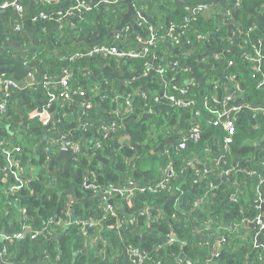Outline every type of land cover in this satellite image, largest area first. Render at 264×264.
Returning <instances> with one entry per match:
<instances>
[{
  "label": "crops",
  "instance_id": "crops-1",
  "mask_svg": "<svg viewBox=\"0 0 264 264\" xmlns=\"http://www.w3.org/2000/svg\"><path fill=\"white\" fill-rule=\"evenodd\" d=\"M5 1L10 0H0V2ZM16 1L19 3V0ZM35 1L42 4L47 10L34 14L27 23L22 20L18 23L15 20L19 14L15 6L0 10V68L4 69L1 75L11 77L19 84L27 81L28 71L31 67L29 59L38 50L35 41L40 42V39H42L40 47L43 49L41 51L46 57H58L68 61L75 57H90L91 65L90 68L66 69L54 77H46L49 79V84L46 87L48 91H59L63 88L62 79L68 78L67 87L69 90L75 91L80 88L85 92L83 97L73 95L68 102L58 99L47 106V92H43L42 89L37 90L38 83L23 89L13 90L10 93L7 103H9L11 95L16 93L15 100L11 101V105L18 112L19 121L12 128L0 116V131L7 133V135L0 133V141H6L8 146L19 147L20 145L16 144L15 137H17L18 140L25 138V142L29 144L31 142L28 139L30 135L29 120L37 119L40 121L37 112L44 107L49 109V124L53 126L51 131L42 132L39 142L33 146V151L28 160L22 163L20 153L18 154V167L10 164L0 150V264H62L60 249L57 243L52 241H57L60 234L73 225L77 226L84 236V239L79 238L80 252L86 253L88 251V257L95 253V256L102 257L101 261L104 264H115L118 256L123 255L133 264H143L149 252H145L139 246L133 248L136 250L133 251L132 247H126L121 243L114 248H109L111 243L110 241L108 243L105 235L111 231L119 234L120 229L124 228L130 220L132 221V218L138 213L137 211L130 213V209H128V203L130 204V201H133V197H136L135 195L138 193L120 192L123 191L121 186L126 181L133 179L137 185H147L166 174L172 175L171 173L177 174L179 184H188L191 178L192 183L199 184L205 188L207 193L210 192L211 188L225 184L229 187L228 198L236 202H239L241 187L248 185V188L249 182L254 181L256 191L252 192V199L247 200L250 201L251 206L258 209V212L253 218L245 217L243 220L242 229H244L246 237L251 243V249L243 256L242 264H254L256 259L264 264V160L260 159L258 155V157L254 155L253 159L249 160V165L238 168L237 161H225L224 154L226 151L218 145L219 151L216 158L206 161L195 154L188 157L181 170L174 172L171 159L168 157V149L174 145L177 135L171 129L167 131L165 128L159 127L156 122L158 117L168 111L171 106L170 102L163 99V95L166 93L163 77L154 69L146 73L144 66L137 62L135 57H118L109 54L105 56L104 54L102 60H94V54L100 52L93 51L88 54L94 46L100 44L114 45L122 51L142 49L143 45L141 47L140 43L153 35V31L157 36H161L163 29H169L171 25L169 17L172 12L189 8L192 1L170 0L168 3L164 1L158 3L154 8H149V14H147L148 7L136 6L138 0ZM207 3L218 13L215 29L209 34H203V38L198 40L196 38H182L184 31L179 28L175 32L180 38L177 43L172 42L171 39L163 42L156 39L158 55L164 59H175L177 63L180 62L178 69L180 68L182 71L183 81L190 85H198L202 95L206 93L207 87L208 89L211 88L208 86L211 83L215 89L212 95L219 97L222 92L225 93L224 96L235 94L236 102H242L241 84L237 78L232 79L228 75L226 62L235 47H248L251 50L264 48V0H259L251 6L242 23L235 20L234 11L232 12L234 14L226 15L225 13L234 7L231 0H208ZM77 4H83L85 8L72 13L71 9ZM87 13L90 14L88 23L96 28V33L90 37L81 34L69 43L63 41L61 45L57 44L56 39L64 35L63 27L69 25L70 28H75L76 23L85 18ZM40 14L45 16L42 17ZM60 14L66 15L62 17L61 21L57 17ZM148 22L152 26V28L149 27V34L142 37L137 31H132L134 40L131 39L129 49H122L123 44L128 40L129 28L141 32V26ZM79 53L83 55L76 56ZM259 54L264 57V51ZM249 56L254 60L252 53ZM255 63L254 72L259 73L260 76L257 85L264 89V66H262V62ZM147 80L157 82L159 84L158 90L149 91ZM205 83L207 85H204ZM126 86L131 87L132 93H123V88ZM236 86H238V90H236ZM137 95H140L144 104L147 105L143 108V112L135 114L130 110V107ZM127 98L130 101L129 106L125 105ZM2 99L3 91L0 88V103ZM87 99L94 100L97 105L103 103L99 111H103L109 119L107 121L102 120L98 124L115 123L117 126L115 130L121 129L117 147L119 149L125 148L128 153L124 159L125 174L119 175L120 178L115 183L109 181L106 175L100 181L98 175L89 169L86 170L81 181L77 184L72 180L77 170L75 160L83 155H89V153L84 154L83 151L87 150L86 147L94 144L97 140L95 138L83 137L85 145L78 151L68 149L70 153L76 154V158L70 159V165L75 171L73 175L69 169L63 167V159L59 161L51 159L59 153V151L53 150L54 147L51 146V142L55 139L66 137L67 142L79 140V147H81L84 139L76 138V135L85 134L86 127L89 125L84 110ZM67 104H76L78 112L75 114L62 112L63 107ZM5 110H0V115ZM249 114L252 120V132L256 137L247 141L250 142L255 151L264 152V124L255 119L257 116L264 118V114ZM192 120L199 123L195 116L192 117ZM74 125L76 126L71 127ZM138 127H143L146 131V136L142 140L132 137L133 134L135 135L134 129ZM46 144L52 149L50 153L48 152V157L45 158L42 165L32 164L31 159L37 158L35 155L38 154L41 146L43 145V148ZM255 153L253 152V154ZM107 160H110L108 156ZM52 162L59 163L63 170L68 171V180L61 184L57 183L56 176L49 171ZM194 164L196 167L198 164L202 165L201 171L197 170L196 173L194 170L190 175L188 171ZM218 166L219 168L214 172V167ZM16 167L19 171L18 177L23 181L21 189L26 191V195H18L19 190L11 189L17 184V177L10 169ZM228 167L230 168L227 169ZM232 169L242 174V177L234 176V173L230 174ZM230 176L234 177L231 179ZM37 184L39 186L38 191L35 189ZM114 188L120 191L116 192L117 190ZM98 189L106 193L97 194ZM63 192L67 200L69 199L66 219L61 220L57 216L58 213L55 215L56 211H54L52 216L48 217L46 222L39 227L41 229H32L26 223L28 219L27 207L23 204L24 201L22 202L21 196H24L25 199L33 195L44 198L46 195L55 194V199L59 200ZM11 195H15V197L10 198ZM170 195V198L174 199L175 205L169 210L170 214H161L166 225L170 228L167 232H159L151 226L153 207H146L142 211L146 217V229L139 232V239L143 242L144 234L149 236L156 234L158 236L159 243L150 251V253L161 252V248H164V256L160 258L158 264H166V259H170L171 264H220V258L224 255H234L238 251V247L230 246L225 241L226 238L223 239V236L232 228L231 223H228L225 218L221 223L211 225L210 221L206 219L207 213L199 217L195 216V211L202 209L201 199H194L189 210L183 211L178 208V203L185 195L184 191L176 187L170 192ZM99 201L112 205L116 214L114 216L105 215L106 211L99 205ZM82 202L85 203L80 209L81 214L77 216L72 210L73 204ZM94 209L101 211L104 214L103 218L95 219L94 216L90 215L89 211ZM105 217L109 218L106 219ZM94 221H97L96 225H93ZM248 223L254 225L249 226ZM52 224L53 228L50 227ZM92 226L97 228L95 233L87 230ZM58 227L60 230L57 229ZM18 228L19 230H17ZM178 229L184 231L189 239H183ZM6 234H20L21 237L7 239ZM39 234H43L47 246L37 245L36 250L30 251L28 260L19 258L17 250L13 253L9 252L8 245L14 247L15 243L20 242L26 236L34 240ZM188 241L197 245L194 250V258L199 263L191 262L184 253ZM48 243H53L50 248ZM172 244L175 247V253L173 246L170 247ZM109 250L114 252H109ZM78 251L79 249L74 251V257L80 253Z\"/></svg>",
  "mask_w": 264,
  "mask_h": 264
},
{
  "label": "trees",
  "instance_id": "trees-1",
  "mask_svg": "<svg viewBox=\"0 0 264 264\" xmlns=\"http://www.w3.org/2000/svg\"><path fill=\"white\" fill-rule=\"evenodd\" d=\"M170 2V0H138L136 2V6L138 7H148L147 14L150 13L149 8H154L158 3ZM192 3L190 5H195L196 3L207 2L208 0H191ZM234 2L235 0H231ZM259 0H240V5L235 8V20L242 23L247 15V12L251 8V6L257 3ZM19 5L22 8L21 13L15 17L17 21H26L29 22V18H31L34 14H39L44 10H47L42 4L37 3L35 0H19ZM190 7V6H189ZM191 8H185L181 11H174L171 13L169 20L171 25L181 26L185 25L184 36L182 38H196L198 35L209 34L215 29V20L218 17V13L213 10L211 7L207 12L199 11L198 14L191 15ZM111 11V10H110ZM233 13V14H234ZM186 22L184 19L187 17ZM90 18V14L87 13L85 18L81 19L76 23L75 28H70L69 25L63 27V36L58 37L56 39L57 44H62L63 41L69 43L71 40H75L79 35H87L88 37L92 36L96 33V28L94 26L89 25L88 21ZM141 32L135 30L133 28H129L130 33L128 34V44L127 41L123 44L122 49H129L131 39L134 40V33L132 31H137V33L145 37L149 34V27L152 26L148 23H144L142 26ZM136 33V32H135ZM161 36H157L155 31H153V35L156 39H159L161 42L168 40L169 30L167 28L163 29ZM175 33V32H174ZM176 35V34H175ZM179 38V37H178ZM181 38V39H182ZM180 40V38H179ZM183 40V39H182ZM101 43V41H99ZM98 43V44H99ZM42 39L40 42L35 41V45L38 50L34 55L30 56V72L33 74L35 83H38L36 86L37 90L42 89L43 92H48L46 88V84L44 81L45 77H54L62 71L68 69L73 70L77 68H90L91 60L90 57H75L72 60L68 61L66 59L58 58V57H46L45 54L41 51ZM43 50V49H42ZM258 50H251L248 47H235L233 52L227 58L232 60V65L228 67L227 73L229 76H234L233 79L237 78L241 84L242 94H243V102L249 103L251 105H258L264 102V89L258 87V80L260 78L259 73L254 72L256 69V63L253 62L249 54H253L255 56V52ZM264 51V48L259 49V53ZM96 54V55H95ZM93 59L94 60H102L104 54L95 53ZM158 48L154 47L145 57H135L136 61L143 65L144 62H147L151 65L152 68H159L162 70V77L165 82L166 93L175 94V90L171 87L173 84L179 86H188V94L184 96H178L181 99H192L194 100V105H185L179 103H170L171 106L165 113H162L160 117L156 120L159 127L165 128L167 131L170 129L177 135V140L174 145L168 149V157L171 159L172 167L174 172H178L181 170L185 161L188 157L192 155H198L202 157L204 160L208 161L209 159L216 158L218 155V145L222 143V140L227 135L225 129L221 122H218V114L221 111V107L219 106L218 101H221L224 97L225 93L219 94L217 97L215 95V100L211 98V95L215 92L212 84H208L211 88L208 89L204 95L200 93L199 86L194 84L190 85L189 83H185L181 76V70L178 67H173L171 62H176L175 59H164L160 55H158ZM107 56V55H105ZM262 66H264V57L262 55ZM179 67H180V62ZM144 66V65H143ZM257 73V74H256ZM153 78V77H152ZM149 80V78H148ZM147 80V81H148ZM147 89L149 91L158 90L159 84L153 80L148 81ZM204 85H207L205 83ZM123 93H132L131 87L126 86L123 88ZM16 97V93L12 94L9 103H7L6 110L2 113L3 121L10 125V127H14L15 123L19 121V114L16 109L11 105V101H14ZM83 97V96H81ZM129 97V96H128ZM164 99V98H163ZM166 100V99H165ZM92 101V102H91ZM87 99L86 102L90 103L89 108H85L86 117L88 118L89 125L86 127V133L81 135H76L77 137L83 138H99L101 140L100 146L98 148L90 149L89 155H83L81 158L79 157L75 160L76 165V174L73 176L72 180L74 183H78L81 181V177L86 172V170H93L99 177L101 181L104 175L107 176L108 180L112 183L118 181L120 178L119 175H124V159L127 155L128 151L125 148L119 149L117 144L119 143V137L121 129L115 130L114 132H102L99 129V122L104 120L107 121L109 118L103 111H99L103 103L97 105L94 100ZM169 102V101H168ZM146 103L144 104L143 99L140 95H137L132 101L130 110L133 113L138 114L143 112L146 107ZM132 108V109H131ZM197 111L195 114L194 111ZM62 112L75 114L78 112V106L76 104H67L63 107ZM195 116L198 119V122L192 120V117ZM233 142L229 146V149L224 154V159L226 162L237 161L238 168L249 165V160H252L254 155L260 159L264 160V152H257L254 150V147L247 140L254 139L256 135L252 132V120L250 114L246 111H241L233 116ZM256 121L264 124V118H260L257 116ZM33 119L29 120L28 129L30 132L29 144L25 142V138L21 140L16 139V144L20 145V158L22 163L25 160H28V157L33 151V146L38 144L39 138L44 131H51L52 124L45 125L41 119ZM195 124L200 128V136L197 139H193L188 137L182 148L178 147V141L180 134L194 127ZM71 126V127H75ZM92 129V130H89ZM1 134L7 135V133ZM134 133L132 137H135L138 140H142L145 138L146 131L143 127H138L134 129ZM9 137V136H7ZM5 137V138H7ZM43 146V145H42ZM38 152L37 158H32V164L42 165L45 158L48 157V154L51 152L50 146L47 144ZM48 147L49 150H45V147ZM46 147V148H47ZM49 152V153H48ZM253 152H256L253 154ZM19 155H17L19 157ZM258 155V156H257ZM107 156L110 160H107ZM165 163L164 161H162ZM206 163V162H205ZM202 165L194 164L189 169L188 173L191 175L192 171L195 170L197 173L201 171ZM218 167H214V172ZM228 167L227 169H229ZM198 170V171H197ZM49 171L52 175L56 176L57 183H63L69 179V174L67 170H63L59 163L52 162L49 167ZM194 173V172H193ZM234 173L235 175H239L242 177V174H239L234 169L230 170V174ZM177 175V174H176ZM175 174L168 176L170 182V188H160L157 190H146L144 192L138 193L133 197V201L128 203L130 209V213L138 212L130 220L124 228L120 229V233H116L114 231L108 232L105 235L107 241L111 243L109 248H114L123 244L124 246L136 248L141 247L145 252H149L144 259L143 264H158L160 262V258L164 256V248H161V252L156 251L150 253L152 248L159 243V238L155 234H151L150 236L144 234L143 242L139 239V232L144 231L146 229V217L144 213H142L144 208L153 207V221L151 222V226L154 229H157L159 232H167L168 225L163 220V216L161 214H170L169 210L172 209L175 205L174 199L170 198V192H172L176 187L184 191L182 200L178 203V208L183 211L189 210L190 206L193 203L194 199H201L202 209L199 211H195V216L199 217L200 215H206V219L210 221L212 224H219L222 222L223 218L231 223L232 228L228 230V232L223 236L226 238V242L232 247H238V251L234 255H224L220 258V264H242L243 256L247 254V252L251 249V243L249 239L246 237V233L243 226V220L245 217L253 218L256 216L258 209L254 206L250 205V201L247 199H252V192L256 191V185L254 181L249 182L248 185H244L240 189L239 202L231 200L228 198L229 187L225 184H220L219 186L211 188L210 192L207 193L205 188L201 187L199 184L192 183V179L190 178V183L188 184H179V179ZM233 176V177H234ZM190 177V176H189ZM229 177V176H228ZM233 177L230 176L232 179ZM40 179V176H39ZM192 181V182H191ZM1 184V183H0ZM57 187V184H56ZM36 191L39 190V186L35 187ZM173 189V190H172ZM60 190V189H58ZM186 192V193H185ZM18 195H26V191L21 189L18 192ZM17 193H14L15 195ZM14 196H10V198H14ZM23 199V204L27 207V220L32 229H41V227L48 217H51L54 211H56L57 216L60 217L61 220H65L68 214L67 200L65 193L61 195L59 200L55 199V194L46 195L44 198H40L37 195H33L27 199L24 196H21ZM82 203L73 204L72 210L75 215L81 214V207H83ZM90 215L94 216L95 219L103 218L104 214L100 211L90 210ZM106 215V214H105ZM108 216V215H107ZM106 219L109 217H105ZM53 228V224L50 226ZM60 230V227L57 228ZM95 227L87 228L88 231H93L95 233ZM19 230V228L17 229ZM180 231V229H178ZM148 233V232H147ZM182 235L183 239L188 238L185 235L184 231L179 232ZM92 234V233H89ZM79 238L84 239V236L79 231L77 226H69L68 229L61 233L58 240H53L52 242H56L60 249V258L62 264H104L101 261L100 256H95V253L90 254L88 257V251L86 253H81V246ZM189 239V238H188ZM188 245L184 249V253L188 259H190L193 263H199L195 261L194 258V250L197 245H194L193 242L188 241ZM225 242V243H226ZM139 243V244H138ZM43 244V246H47L45 242V237L43 234H39L35 237V239H30L29 236H26L20 242L15 243L14 247L12 245H8L7 248L10 253H13L17 250V254L19 258L22 260H28L30 256V251L32 249L36 250L37 245ZM53 243H48L49 248ZM175 245V244H174ZM170 245V247H172ZM79 249L78 255L76 257L73 256L75 250ZM109 252H114L109 250ZM173 252L175 253V247L173 246ZM202 252V251H201ZM89 258V262H88ZM166 264H171L170 259H166ZM115 264H133L130 260L124 258L123 255L118 256V260ZM214 264V263H213ZM254 264H261L258 259L254 262Z\"/></svg>",
  "mask_w": 264,
  "mask_h": 264
},
{
  "label": "built area",
  "instance_id": "built-area-1",
  "mask_svg": "<svg viewBox=\"0 0 264 264\" xmlns=\"http://www.w3.org/2000/svg\"><path fill=\"white\" fill-rule=\"evenodd\" d=\"M240 5V0H235L233 2V8L232 9H228L225 13L226 15L231 14L233 11H235V8L238 7ZM9 6H15L17 8V10L19 11V13H21L22 8L19 5V3L16 0H10V1H5V2H0V10L2 8H7ZM85 8V5L83 4H77L76 7L72 8L71 11L72 13L81 11V9ZM189 8L190 9V14L191 15H196L198 14L199 11H204L207 12L210 9V5L207 2H201V3H196L195 5H191ZM71 13V12H70ZM233 14V13H232ZM42 17H44V14H40ZM66 15L64 14H60L58 17V20L61 21L62 17H65ZM188 19H191L190 15L189 18H185L184 21L186 22ZM18 23L20 21H17ZM181 28L182 30L185 29V25H181V26H174V25H170L169 27V34H168V38L171 39L172 42H179V38L177 35H175L176 30ZM203 38V35H198L196 37V39L200 40ZM143 47L142 49L138 50V51H122L121 49H118L116 46L114 45H108V44H100V45H96L94 46L89 52L88 54H91L93 51H98L100 53H103L105 55H115L118 57H145L151 50L152 48L156 47V38L151 35L150 37H148L147 39H145V41H143ZM82 53L77 54L76 56H82ZM254 60L253 62H258L261 63L262 61V56L259 54V50L257 52H255V56L253 57ZM232 60L229 59L226 64L227 66H231L232 65ZM144 65V69L146 71V73L151 70L154 69L157 71V73H159L162 76V70L159 68H152L150 64H148L147 62L143 63ZM171 65L173 67H178V63L177 62H171ZM231 78L233 79L234 76H231ZM68 78L62 79L61 84L63 86L62 89H60L57 92H52V91H48L47 92V96H48V105L49 106L51 103H53L54 101H57L58 99H62L64 101H70V99L73 97V95H78V96H84L85 92L82 89H77L75 91H71L69 90V88L67 87L68 82H67ZM45 84L48 86L49 84V79L48 78H44ZM35 84L34 81V77L33 74L28 71V80L25 81L23 84H19L17 81H15L14 79H12L11 77L8 76H2L0 75V88L3 91V99L2 102L0 103V110H5L6 109V103L8 101V98L10 96V93L13 90L16 89H23L26 87H29L31 85ZM46 86V87H47ZM174 90H175V94H169V93H165L163 95V98L166 99L167 101H169L170 103H179V104H185V105H190L193 106L194 105V100L192 99H181L178 96H184L188 94V86H179V85H175L173 84L171 86ZM236 90H238V86H236ZM178 95V96H176ZM211 98L213 100H215V96L211 95ZM219 106L221 107V111L218 114V122H221L223 125V128L226 131V136L224 137V139L222 140V143L219 144L220 148H223L224 151H227L229 149V146L232 144L233 142V116L241 111H246L248 113H251L252 115H257V114H264V104H259V105H251L249 103H244L242 102H236V96L235 94H228L225 95L223 97V99L221 101H218ZM125 105L129 106L130 105V101L129 98H127L125 100ZM91 105L89 102H86L84 104V108H89ZM194 113L196 114L197 111L195 110ZM49 109L48 107H44L41 111L37 112V116L43 121V123L45 125H47L49 123ZM116 124L115 123H111V124H103L100 123L99 124V129L102 132H113L116 129ZM200 136V128L198 127L197 124H195L194 127H191L185 131H183L180 136H179V141L177 146L182 148L184 146V142L188 137H191L193 139H197ZM66 137H62V139H55L54 141L51 142V146L54 147L55 150L60 151V150H76L78 151L80 148H83L85 145V139L83 140L81 147H79L80 141L79 140H73V142L71 141H66L65 140ZM97 140L94 142L93 145L86 147L87 150L83 151L84 154L89 153L90 149L92 147L98 148L100 146L101 140L99 138H96ZM82 140V139H81ZM78 144V145H77ZM9 144L6 141H0V150L4 153L7 161L14 165L17 166L18 163V154L21 151L20 146H8ZM46 150L48 151L49 148L47 147ZM18 167V166H17ZM16 168L10 169V171L17 177V184L15 186H12L11 189L12 190H20L23 186V181L21 179H19L18 174L19 171ZM193 167V165H192ZM172 174V173H171ZM168 174L164 175L163 177H160L158 180H156L153 183L147 184V185H140V184H135L133 179H130L128 181H126L125 184H123L121 186L123 191L117 190L116 188H114V190H117L116 192L120 191V192H125V193H141L144 192L146 190H157V189H162V188H170V182H169V178H168ZM89 187V186H88ZM105 194V191H102L100 189H98L97 194ZM99 205L101 207H103V209L106 211V215H110V216H114L116 213L115 210L113 209L112 205L108 204V203H104L103 201H99ZM97 221L93 222V225H96ZM258 223V222H257ZM21 235L17 234V235H7L6 234V238L7 239H15V238H20ZM224 239V237H223ZM133 251H136L135 249H132ZM190 264V263H188Z\"/></svg>",
  "mask_w": 264,
  "mask_h": 264
},
{
  "label": "water",
  "instance_id": "water-1",
  "mask_svg": "<svg viewBox=\"0 0 264 264\" xmlns=\"http://www.w3.org/2000/svg\"><path fill=\"white\" fill-rule=\"evenodd\" d=\"M142 45H143V42L140 43L141 47H142ZM3 71H4V69L0 68V75L3 73ZM71 158H76V154L70 153L68 150H60L57 155L51 157L52 160H56V161L63 159V161H64L63 167L69 169L71 172V175H73L75 171L70 165V159ZM248 225L253 226L254 224L248 223Z\"/></svg>",
  "mask_w": 264,
  "mask_h": 264
}]
</instances>
